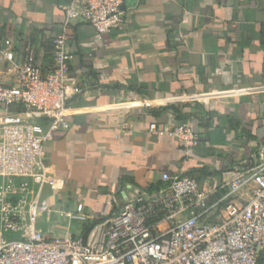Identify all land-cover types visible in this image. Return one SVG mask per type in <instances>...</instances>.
I'll list each match as a JSON object with an SVG mask.
<instances>
[{
    "label": "crops",
    "instance_id": "obj_1",
    "mask_svg": "<svg viewBox=\"0 0 264 264\" xmlns=\"http://www.w3.org/2000/svg\"><path fill=\"white\" fill-rule=\"evenodd\" d=\"M67 2L0 0V32L28 42L47 66ZM125 3L124 24L100 39L88 23L66 28L77 84L66 123L45 143L56 187L44 194L104 216L126 183L150 188L169 172L198 178L216 201L264 147V0ZM152 123H189L199 143L188 149Z\"/></svg>",
    "mask_w": 264,
    "mask_h": 264
},
{
    "label": "built area",
    "instance_id": "obj_2",
    "mask_svg": "<svg viewBox=\"0 0 264 264\" xmlns=\"http://www.w3.org/2000/svg\"><path fill=\"white\" fill-rule=\"evenodd\" d=\"M125 1L68 0L65 30L52 39L47 66L28 42L0 32V264H262L264 147L257 163L224 180L227 191L213 202L216 190L169 172L152 190L126 183L104 216L86 214L83 203L54 208L44 196L47 186L56 187L45 143L66 123L77 84L66 28L88 23L100 39L124 24ZM149 129L188 149L200 140L189 123ZM244 192L248 199L237 202ZM53 215L79 226L61 229ZM42 218L49 222L45 231ZM89 220L97 221L83 234Z\"/></svg>",
    "mask_w": 264,
    "mask_h": 264
},
{
    "label": "rangeland",
    "instance_id": "obj_3",
    "mask_svg": "<svg viewBox=\"0 0 264 264\" xmlns=\"http://www.w3.org/2000/svg\"><path fill=\"white\" fill-rule=\"evenodd\" d=\"M45 194H46V192H45ZM45 194H44V196L49 200V202L54 206V208L61 209V208H65L66 207L64 202H62V203L60 202V200L58 199L57 195H56V199H54L52 196L50 197L49 194H47V195H45ZM52 221H54L57 225H59L61 229H68V228L72 227V230L74 231L75 227L77 226L75 223L72 224V225L69 224V220H65L64 221L62 219H59V220H52ZM48 224H49V222H48V220H46V218H42L39 221V226L44 231L46 230Z\"/></svg>",
    "mask_w": 264,
    "mask_h": 264
},
{
    "label": "trees",
    "instance_id": "obj_4",
    "mask_svg": "<svg viewBox=\"0 0 264 264\" xmlns=\"http://www.w3.org/2000/svg\"><path fill=\"white\" fill-rule=\"evenodd\" d=\"M14 110H17V111H24V109L22 108V107H19V108H15V107H12ZM187 175H191V174H187ZM191 176H193V175H191ZM196 178V177H195ZM197 180H198V178H196ZM199 181V180H198ZM162 185V183L161 184H158V185H156V186H152V187H150V188H147L148 190H152V189H154V188H159L160 186ZM221 193H223V192H220V194H217V196L218 197H220L221 196ZM96 221L97 220H92V221H85V222H83L82 224H81V228H82V231H83V234H87V232H89V230L91 229V227L96 223ZM212 221H216V220H212ZM75 224L77 225V226H79V224L77 223V222H75ZM262 264H264V257H262V262H261Z\"/></svg>",
    "mask_w": 264,
    "mask_h": 264
},
{
    "label": "water",
    "instance_id": "obj_5",
    "mask_svg": "<svg viewBox=\"0 0 264 264\" xmlns=\"http://www.w3.org/2000/svg\"><path fill=\"white\" fill-rule=\"evenodd\" d=\"M122 8H123V9H125V8H126V3H124V4H123V7H122Z\"/></svg>",
    "mask_w": 264,
    "mask_h": 264
}]
</instances>
